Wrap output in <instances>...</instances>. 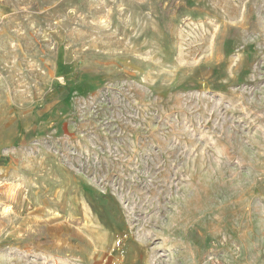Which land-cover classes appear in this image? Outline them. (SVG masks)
I'll return each instance as SVG.
<instances>
[{
	"label": "rangeland",
	"instance_id": "rangeland-1",
	"mask_svg": "<svg viewBox=\"0 0 264 264\" xmlns=\"http://www.w3.org/2000/svg\"><path fill=\"white\" fill-rule=\"evenodd\" d=\"M0 264H264V0H0Z\"/></svg>",
	"mask_w": 264,
	"mask_h": 264
}]
</instances>
